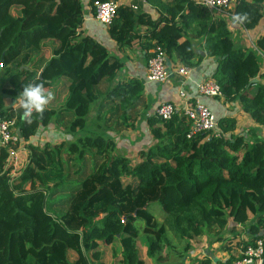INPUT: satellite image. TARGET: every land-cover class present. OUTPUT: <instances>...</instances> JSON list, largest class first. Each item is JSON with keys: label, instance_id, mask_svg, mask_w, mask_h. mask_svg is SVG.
I'll use <instances>...</instances> for the list:
<instances>
[{"label": "trees", "instance_id": "1", "mask_svg": "<svg viewBox=\"0 0 264 264\" xmlns=\"http://www.w3.org/2000/svg\"><path fill=\"white\" fill-rule=\"evenodd\" d=\"M96 1L116 0H90L91 5ZM145 1L159 10V21L138 7L119 6L109 27L118 46H130L139 27L152 28L144 46L156 41L170 60L192 68L193 47L179 21L195 25L205 40V53L217 59L213 79L221 88L219 98L241 103L264 126V86L258 85L253 94L250 85L260 75L259 58L235 47L226 21L211 20L210 12L192 0ZM263 4L240 0L233 14L246 16L241 25L253 30L263 18ZM83 17L82 0H0V64L8 76L4 94L14 102L23 86L33 82L54 93L30 124L20 118L18 103L5 109L0 96V117L17 119L28 155L18 177L12 178L9 153L0 146V264H104L100 247L116 242L122 264H145L138 248L141 233L148 242L147 256L164 263L161 254L173 249L169 235L185 243L188 252L192 240L212 229L241 234L229 227L230 221L244 226L253 240L238 241V257H208L199 264H233L246 247L264 238V141L257 132H250L256 138L251 143L248 136L235 135V120L226 118L219 122L220 137H189L191 122L184 114L168 121L154 115L148 122L155 144L140 152L141 162L134 166L114 155V140L102 133L56 146L30 143L41 127L65 113L74 116L67 133L83 131L99 99L98 87L112 82L122 68L104 46L82 36ZM48 41L58 44L51 59L43 53ZM258 46L264 53V38ZM13 66L17 70L11 73ZM143 91L139 81L109 90L122 127H133L128 111L139 104ZM116 111L103 112L104 120ZM71 176L77 182L66 184ZM153 206L164 215L162 223L151 213ZM249 214L254 221L247 225Z\"/></svg>", "mask_w": 264, "mask_h": 264}, {"label": "crops", "instance_id": "2", "mask_svg": "<svg viewBox=\"0 0 264 264\" xmlns=\"http://www.w3.org/2000/svg\"><path fill=\"white\" fill-rule=\"evenodd\" d=\"M172 1L173 0H162L163 4H170ZM192 1L196 3L198 0ZM246 1L252 2V0ZM82 2L84 16V22L81 28L82 36H89L96 42L104 46L108 50L111 57L117 58L122 63V68L118 71L115 79L112 82L105 80L98 87L97 92L99 93V99L97 100V102L99 101L100 103L98 102L99 104L96 109L97 120L95 118H91L90 120V123L92 124L91 129L87 130V133L84 132L85 129L83 131H77L75 134H72L74 136L67 133V128L73 122L74 116L65 113L61 115V117H58L57 119L55 118L51 124L43 128L45 129L46 136H48V138L53 141L51 144L58 145L57 142H59V144H67V142H71L73 141V139L78 140L81 137L96 136L102 133L106 138L114 140L116 147L114 155L125 157L131 161V164L133 166L137 165L141 162V158L139 156L140 152H147L155 144V140L151 134V128L149 126L148 118L154 116L155 109L164 103L174 104L178 107H182V105H184V101H182L179 97L180 91L185 92L187 96V102L191 104L199 102L206 105L215 115L218 122L226 118L234 119L236 122V131L234 133L235 135L242 137L248 136L249 141L252 143L254 140H256V138L254 139V137H251L253 134L251 135L250 132L253 130L257 132V139H261L262 141H264V126L257 124L249 114L245 113L243 111L241 103H227L223 98L212 99L199 95L197 85L204 82L205 80L213 79L218 66L217 59L210 57L205 53V40L197 35L195 25L186 27L181 23V21H179V24L183 28V32L185 33V38H188V40L191 42L194 52V67L189 68L191 70L189 76L184 77L179 75L177 73V70L180 68V66L183 65L178 61L169 59L173 72V76L170 78V80L165 84L149 82L147 80L148 60L152 56L155 43L157 42L152 41L151 47L149 45H144L146 44L145 39L151 35L152 28L139 27L136 30L135 39L132 41L130 46L119 47L117 42L114 41L110 36L109 28H107L94 18V10L93 6L90 3V0H82ZM119 6H133L135 8L138 7L139 9H143L144 13L152 15L156 21H159V18L161 16L159 10L154 8L145 0H120ZM235 7L236 5L224 13H213L209 10L208 11L210 12L211 20L223 19L226 21L227 27L231 34V38L236 48L243 49L246 52H254L259 58L261 67L260 75L253 80L255 82L252 84L254 85L252 88V93L255 94L258 85L264 86V53L258 46V41L264 38V4L262 8L263 18L260 21L259 25L253 30L245 29L241 25V23H233L232 15H234L233 13ZM185 38H183L182 41H184ZM57 46L58 44L53 41L44 43L43 53L48 59L52 58L53 50ZM23 68L28 69V67H21V69ZM16 70L17 68L13 66V71L11 73L15 72ZM6 73L7 70L4 72V74L0 75L1 79L3 80V85L0 89V96L3 97L5 109H10L13 107V100L9 98L8 95L4 94V85L8 82V76L6 75ZM133 81L141 82L144 91L139 104L135 108H131L128 111V116L131 118V124L133 127L125 128L121 126V112L119 108H117L116 106L114 107V104L110 102V96H108V93L109 90L113 89L115 86L125 85ZM112 109L117 110L116 114H114V117L108 116L104 120L103 112L110 113ZM100 110L102 111L101 116H99L98 113ZM104 130H106L105 133L103 132ZM23 154H26L27 158L25 157L26 160L24 161V165L21 167L20 172L28 161L27 152H24L23 150L21 152V155L23 156ZM251 217L254 219L253 216ZM229 227L236 228L237 230L243 229L242 225H235L233 221L230 222ZM245 237L246 238H244L241 242L245 240L244 243H248L250 240H253V238L250 235L248 236L247 233H245ZM196 239L192 240L191 243ZM221 243L223 242L215 243L213 247L216 249ZM114 244L110 246L100 247L104 264H109V262L114 260H117L120 264H122L121 255L114 257V259L112 255L107 251V248L113 247ZM116 244H118L121 252L119 242H116ZM221 250H223V253L219 252L216 255H214L210 251H207L204 253L203 258L198 256L196 252H193L191 253V259L193 261L192 263L199 264L208 257H211L216 261H226L231 256L238 257L241 251L240 247H235L234 251H232L231 253H228L227 251H225V249ZM146 257H148L147 253ZM140 258L144 261L145 264H148L146 261L149 257L145 259L140 256ZM154 262L156 263L158 262V260L155 259ZM182 262L184 264H190L189 260L185 261V259H183ZM150 263L153 264V262ZM156 264L162 263L159 262Z\"/></svg>", "mask_w": 264, "mask_h": 264}, {"label": "built area", "instance_id": "3", "mask_svg": "<svg viewBox=\"0 0 264 264\" xmlns=\"http://www.w3.org/2000/svg\"><path fill=\"white\" fill-rule=\"evenodd\" d=\"M119 1L101 2L96 1L93 4L94 18L104 26L109 28L117 15ZM240 0H198L196 3L203 6L213 13H224L234 7ZM234 17V15H232ZM169 57L166 51L155 43L152 56L148 60L147 80L149 82L165 84L173 76L172 69L168 67ZM0 68H3L0 64ZM188 67L180 66L177 73L188 77L190 74ZM200 96L206 98H219L221 88L214 79H208L197 85ZM179 97L184 101L182 107L174 104H162L155 109L154 115L161 120L168 121L176 113H182L191 122L189 137L201 133H208L214 137H220L221 130L219 122L211 110L199 102H187V96L184 91L179 92ZM17 119H7L0 117V146L7 149L9 159L17 161L19 155L24 150L27 142H24L20 136ZM26 150H24L25 152ZM8 167V166H7ZM264 259V238L256 240L253 246L246 247L241 252V257L233 264H262Z\"/></svg>", "mask_w": 264, "mask_h": 264}, {"label": "rangeland", "instance_id": "4", "mask_svg": "<svg viewBox=\"0 0 264 264\" xmlns=\"http://www.w3.org/2000/svg\"><path fill=\"white\" fill-rule=\"evenodd\" d=\"M6 70H7L6 68L1 69L0 75L4 74V72ZM2 85H3V80L0 77V89H1ZM98 102L94 103L91 106L90 114L88 116L89 123L87 121V125H86L85 130H84L85 133H87V130H90L92 127V124L90 123L91 118L96 119V109H97L98 104L100 103V102L99 103ZM43 128L44 127H41L38 130L36 136L31 139L30 143H33V144L39 145V146H43L45 144H50V145L55 146L56 144H51L53 141L50 140L48 138V136H46L45 129H43ZM84 135H86V134H84ZM84 135H82V136H84ZM57 143L59 144V142H57ZM25 157L27 158L26 154H23V156L19 155V158L17 161H15L14 159L8 161L7 166L11 170L12 178L18 177L17 175L19 174L20 169L24 165V161L26 160ZM76 182H77V177L71 176L67 179L66 184H71V183L74 184ZM150 211L156 217L157 221L159 223H162V221H163L162 217L164 215L162 214L160 208L157 206H153V207H151ZM251 216L252 215H248L249 221H248L247 225L251 224V222L254 221V219ZM243 228H244V226H243ZM240 230H242V233L239 234L238 236H234L227 229L225 231H221V232L217 228L212 229L209 232H205L201 236V238L196 239L194 242H192L190 250L188 252H186V250H185V243L179 244L173 236L169 235V238L171 239L172 244H173V249L170 251L169 250L163 251L161 258H163L165 260V262L162 264H181L182 259H185V261L189 260L190 264H193L192 263L193 261L191 259V257H192L191 253H193V252H196V254L198 256H200L201 258H203L204 253L207 251H210L214 255H216L219 252L223 253V250H221V249H226V250L231 249V252H232V251H234L235 247L240 245V244H238V240L241 242L244 238H246L245 237L246 231H244V229H240ZM218 235H222L224 237V240H223V243H221L218 246V248L215 249L213 247V245L215 243H217ZM244 241L242 243H244ZM138 248H139L140 256L147 259L148 257H146V253H147V248H148V242L146 240V237L142 233H141L139 240H138ZM107 251L112 255L113 258L121 255L119 246L116 243L113 245V247H111V248L108 247ZM228 253H230V252H228ZM150 260L155 261V259L148 258V260L146 262L148 264H152L150 262H153V264L159 263V262L155 263L154 261H150ZM109 264H120V263L117 260H114V261L109 262Z\"/></svg>", "mask_w": 264, "mask_h": 264}, {"label": "clouds", "instance_id": "5", "mask_svg": "<svg viewBox=\"0 0 264 264\" xmlns=\"http://www.w3.org/2000/svg\"><path fill=\"white\" fill-rule=\"evenodd\" d=\"M233 23H243L246 19L244 15H236L233 18ZM54 99V93L47 90L43 83H29L23 86V90L12 103L13 107L19 104L21 111L20 118L27 123L32 122L34 114L42 113Z\"/></svg>", "mask_w": 264, "mask_h": 264}, {"label": "water", "instance_id": "6", "mask_svg": "<svg viewBox=\"0 0 264 264\" xmlns=\"http://www.w3.org/2000/svg\"><path fill=\"white\" fill-rule=\"evenodd\" d=\"M167 64H168V67L171 68V62H170V60H168ZM254 82H255V81H252V82L250 83V85H252ZM41 115H42V114H41ZM41 117H42V116H40L39 120H41ZM262 264H264V259H263V263H262Z\"/></svg>", "mask_w": 264, "mask_h": 264}]
</instances>
